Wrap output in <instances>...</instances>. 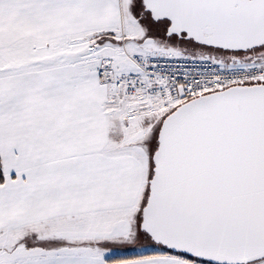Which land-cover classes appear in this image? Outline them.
I'll return each mask as SVG.
<instances>
[{
    "label": "snow or ice",
    "instance_id": "6c2138e0",
    "mask_svg": "<svg viewBox=\"0 0 264 264\" xmlns=\"http://www.w3.org/2000/svg\"><path fill=\"white\" fill-rule=\"evenodd\" d=\"M0 264H264V0H0Z\"/></svg>",
    "mask_w": 264,
    "mask_h": 264
}]
</instances>
